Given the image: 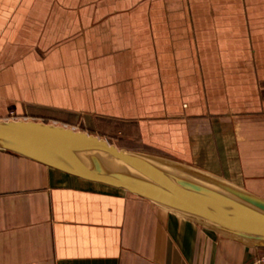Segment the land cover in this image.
I'll return each instance as SVG.
<instances>
[{
    "label": "crops",
    "instance_id": "1",
    "mask_svg": "<svg viewBox=\"0 0 264 264\" xmlns=\"http://www.w3.org/2000/svg\"><path fill=\"white\" fill-rule=\"evenodd\" d=\"M0 119L264 197V0H0ZM0 264H264V249L0 150Z\"/></svg>",
    "mask_w": 264,
    "mask_h": 264
},
{
    "label": "water",
    "instance_id": "2",
    "mask_svg": "<svg viewBox=\"0 0 264 264\" xmlns=\"http://www.w3.org/2000/svg\"><path fill=\"white\" fill-rule=\"evenodd\" d=\"M0 150L121 189L244 246L264 249V197L192 165L32 119H0Z\"/></svg>",
    "mask_w": 264,
    "mask_h": 264
},
{
    "label": "rangeland",
    "instance_id": "3",
    "mask_svg": "<svg viewBox=\"0 0 264 264\" xmlns=\"http://www.w3.org/2000/svg\"><path fill=\"white\" fill-rule=\"evenodd\" d=\"M114 142H116L117 144L119 145H125V143L123 141H120V140H112ZM155 154V153H154ZM157 155V154H156ZM160 155V154H159ZM162 156V155H161Z\"/></svg>",
    "mask_w": 264,
    "mask_h": 264
},
{
    "label": "trees",
    "instance_id": "4",
    "mask_svg": "<svg viewBox=\"0 0 264 264\" xmlns=\"http://www.w3.org/2000/svg\"><path fill=\"white\" fill-rule=\"evenodd\" d=\"M103 186V185H102ZM107 187V186H106ZM115 189V188H114ZM118 190H120V191H123V190H121V189H118Z\"/></svg>",
    "mask_w": 264,
    "mask_h": 264
}]
</instances>
